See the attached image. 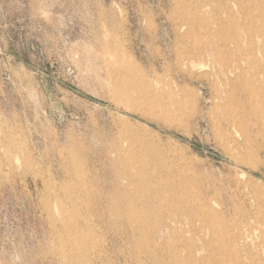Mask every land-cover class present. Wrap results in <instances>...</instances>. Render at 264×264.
<instances>
[{
  "label": "rangeland",
  "instance_id": "rangeland-1",
  "mask_svg": "<svg viewBox=\"0 0 264 264\" xmlns=\"http://www.w3.org/2000/svg\"><path fill=\"white\" fill-rule=\"evenodd\" d=\"M224 39L245 61L223 105L246 108L264 0H0V264L264 263L260 140L211 125L223 48L201 47ZM185 197L222 213L165 228Z\"/></svg>",
  "mask_w": 264,
  "mask_h": 264
},
{
  "label": "bare ground",
  "instance_id": "bare-ground-1",
  "mask_svg": "<svg viewBox=\"0 0 264 264\" xmlns=\"http://www.w3.org/2000/svg\"><path fill=\"white\" fill-rule=\"evenodd\" d=\"M201 48H202L201 50L204 51L205 56L207 54H217L220 51L222 53V48H223V53L220 54L221 56L218 61L219 66L218 68H216L217 70L215 71L216 76L219 79L220 85L222 86V89L217 94V100H218V102H216L217 107L215 109V112H213V115H211V125L213 129H216L220 135H224V136L226 135L227 137H230V139L234 143V146H236V149L239 148L242 149V147L245 146L246 143L252 142V140L254 141L260 140V143L258 141V144L256 146V153L257 155H261V153L264 151L263 96L260 97L259 91H257V89L253 90L251 86L250 87L248 86V88L243 87L241 89V94L243 95L244 98H246L245 100L246 108H243L241 106L237 108L236 107L229 108L226 105H223V103L225 102L224 99L225 93L223 94V91L228 84L234 83L231 75H235L236 71L238 69L239 70L241 69V63L243 60L245 61L244 57L239 55L240 50L238 49L237 46H235L234 49H231V47L227 46L225 39L223 41V44L211 40L208 45L202 46ZM185 61H186L185 62L186 65L189 63L191 64L194 63V60L192 61V59H190L189 57L185 58ZM136 81L137 79L134 78V81L131 82L132 83L131 87H133V89L135 88L139 98L142 99V102L144 104L146 103L149 107H151L152 110L168 111L170 110L172 105L175 104L173 97L168 100V103H164L160 101V94L157 91L158 90L157 87H155L157 88V90H154L153 89L154 87L150 90H148L147 87L146 89H141L139 87V84L137 85ZM126 90L129 91L130 87L129 88L126 87ZM145 93H147V95H145ZM215 93L217 92L215 91ZM261 102H263V105H261L262 104ZM260 107H262V110H260ZM244 123L246 124V127L245 129H242L241 125ZM234 134H236L237 137L234 136ZM178 198L182 199V196L178 195ZM183 203L187 208L190 209L188 216L186 217V220L176 221L170 219L168 223L164 224L165 228L170 229L171 231L177 230L178 227L191 228L193 225H196V222H200V219H197L196 215L194 214L195 211H198L200 214H203V216L212 215L211 217L217 216L222 213V209L221 210L218 209L220 207L219 203L216 204L217 206H219L217 209L214 208L212 205L206 203V201L202 202V201H198L197 199L191 200L186 197ZM239 238H241V236Z\"/></svg>",
  "mask_w": 264,
  "mask_h": 264
}]
</instances>
